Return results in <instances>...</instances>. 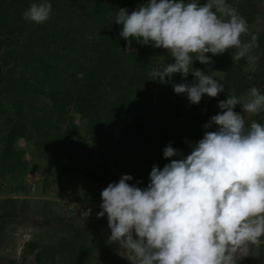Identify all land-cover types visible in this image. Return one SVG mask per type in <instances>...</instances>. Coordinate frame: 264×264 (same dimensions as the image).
I'll return each instance as SVG.
<instances>
[{
    "label": "trees",
    "instance_id": "obj_1",
    "mask_svg": "<svg viewBox=\"0 0 264 264\" xmlns=\"http://www.w3.org/2000/svg\"><path fill=\"white\" fill-rule=\"evenodd\" d=\"M33 2L39 0H0V226L11 221L8 213H18L19 220L37 225L55 219L69 228L70 221L77 220L86 207L70 211L65 203L44 198V189L36 191L33 187L57 182L56 175L50 173L63 176L62 183H57L60 188L65 182L70 193L82 191L90 173L76 177L65 170L67 181L62 170L56 171L81 165L71 155L77 154L75 150L82 154V160H98L95 169L109 167L104 189L122 175L132 176L128 183L144 188L150 182L153 165L162 169L181 158H164L163 149L169 143L186 157L192 150L190 145L202 139L205 131L216 129L214 124L210 129L203 125L213 115L222 114L218 101L232 94L249 95L252 87L264 94V28L242 36L245 41L252 34L258 36L259 48L254 53L259 59L251 62V70L244 68L249 63L247 56L232 61L234 49L219 55L206 53L213 61L208 65L193 60V68L214 75L225 91L215 98L204 95L199 104H190L186 94L174 93L172 83L185 79L179 73L173 74L169 83L150 79L152 69L174 62L168 50L133 39L134 51H130L119 35L122 25L115 23L118 10L127 8L131 13L147 0H49L51 16L42 24L22 18V12ZM226 2L247 19L250 27L264 0ZM193 79L189 73L187 82ZM241 106L237 104L234 111L243 114ZM253 120L264 124V112L246 118L249 125ZM28 191L34 197H29ZM13 193L23 195L5 196ZM62 194L77 201L102 203L101 198L88 195L70 196L64 190ZM45 204L50 205L46 210L49 216L35 220L34 215H41ZM57 208L62 211L56 212ZM69 229L67 236L63 234L55 243L36 245L40 237H31L17 254L12 251L4 256L5 263L24 264L30 255L33 264L57 260L61 264H130L126 256L119 259L106 245L95 249V258L90 249L94 244H82L76 228ZM253 247L264 249V244ZM254 254L260 261L264 259V254Z\"/></svg>",
    "mask_w": 264,
    "mask_h": 264
},
{
    "label": "clouds",
    "instance_id": "obj_2",
    "mask_svg": "<svg viewBox=\"0 0 264 264\" xmlns=\"http://www.w3.org/2000/svg\"><path fill=\"white\" fill-rule=\"evenodd\" d=\"M51 12L49 0H39L22 18L42 24ZM115 23L122 25L126 49L134 51L135 39L168 50L174 62L152 69L150 79L169 83L179 73L185 79L172 83L174 93L186 94L190 104L225 91L214 75L193 68V60L208 65L213 61L206 53L228 49H234L232 61L259 59L258 36L242 39L248 21L226 0H147L131 13L120 8ZM237 104L235 94L218 101L222 114L203 125L216 129L205 131L186 157L169 143L164 158H181L162 169L153 165L146 187L129 184L132 176L122 175L103 189L96 218L107 215L109 242L126 251L130 264H237L251 246L264 244V124L249 125L244 115L264 112V94L252 87L243 114L234 111ZM90 214L91 208L80 212L83 221Z\"/></svg>",
    "mask_w": 264,
    "mask_h": 264
},
{
    "label": "rangeland",
    "instance_id": "obj_3",
    "mask_svg": "<svg viewBox=\"0 0 264 264\" xmlns=\"http://www.w3.org/2000/svg\"><path fill=\"white\" fill-rule=\"evenodd\" d=\"M262 28H264V3L259 7L258 11L256 12L253 24L249 27V32H256L261 30ZM245 58V57H244ZM171 63V62H170ZM244 68L246 69H253L254 66L252 65L251 62H249L248 64L246 63ZM246 95V96H245ZM248 95L244 94L243 96L238 97L239 100H241L240 103H243L247 100ZM242 107V106H241ZM245 115V119L247 118V116L249 114H244ZM109 130L111 131H117L116 128H114V126H108ZM77 151V154L75 155V153L73 152L74 157L78 158L77 163L79 162L81 165L79 164H75L74 167H67V166H63L62 168H57L56 171H63V175L64 177H66L65 179L68 181L69 176L66 175L64 173V171L66 170L68 172L69 175L72 174V172H74V176H79L81 177L82 175H85L86 173H90V179H87V182H89L88 186H87V182H85V185L83 186L84 189L82 191H78V190H74V193H70L69 191V187L66 186V183L63 182V184L61 185V188L57 185V183H62L61 179H63V176H60L59 174H48L50 176H55L57 177V182H54L52 184H47V183H42L40 186H38L39 188H46L49 189L50 188V193L54 192L56 194V197L53 198V195H51L50 193H46V195H44L43 197L46 199H52L57 201V203H65L66 207H67V203L70 205L71 203H76V204H80L82 207L81 208H85V210L89 208H91V214L88 218H86L84 221L82 220L81 216H78L77 220H71L70 221V227L72 228H76L75 231H78L77 233L79 238L81 239V243L83 244L84 242L87 243H93L94 247L90 248L91 249V253L93 254V256L95 258H97V254L95 253V249L97 251V249L102 245H106L107 249L112 250V252H115L117 257L119 259H121V257H125L127 256V253L125 250L121 249L120 246L116 243V242H109V236H110V229L108 228V223H107V215L105 214V216L101 217V218H96V213L99 212L100 209V204L96 203L92 200H86V201H77L75 200L74 197H66L64 196L63 190L66 193H69L70 196H77V195H85V197L88 195V198H92L95 197V199H100L101 198V192L104 189V186L108 183L107 177L109 175V167L105 168L103 167V169L101 168H97L95 169V167L98 165L99 162L95 161L94 159H87V160H82L80 159L82 157V154L80 152ZM96 153V152H95ZM26 158L29 159V154L26 152L25 154ZM94 157L96 158V156L94 155ZM67 158H65L66 160ZM98 159V158H97ZM102 159L99 158V161H101ZM88 164V167H85V164ZM91 165V166H90ZM111 168V167H110ZM81 169V170H79ZM80 173V174H79ZM81 173H83L81 175ZM29 176V174H28ZM49 176V177H50ZM53 178V177H52ZM45 178H43L42 180H44ZM92 193V194H91ZM32 195V193H30V196ZM63 195V196H61ZM34 197V196H33ZM75 200V201H73ZM100 202V201H99ZM50 205L45 204V208H44V212L41 215H34V219L37 221H42L44 220L47 216H48V212L46 211L48 209ZM74 208V207H73ZM58 211H62V209H56V212ZM11 213H8V217L12 218L11 221H8V224L4 225V226H0V256H2V260L0 258V264L5 263L4 261V256H9L11 254L12 251H14V254H17L20 251V245H21V241L25 240L28 241L31 237L37 238L40 237L39 239L42 241L36 242V245H40L43 243H55L56 241L60 240L61 238H63V234H65L67 236L68 230H70L67 227H64V225L62 223H57L56 220H51L49 223L44 224V225H37L33 222L30 221H26L25 219L19 220L20 216H18V213H15V216ZM17 215V216H16ZM64 217H68V215H70V213H61V216ZM65 229H64V228ZM110 230V231H109ZM75 231H69V234H73L76 233ZM264 239V238H262ZM15 243V247L13 246ZM23 244V243H22ZM257 251H256V250ZM254 251L259 253L260 255L264 254V249L263 248H254L253 246L250 247V250L245 254V256H242L237 264H264V259H262L261 261L259 260V258H256V253L254 254ZM240 254L238 253V256ZM261 258V257H260ZM6 264V263H5ZM24 264H33L32 261V257L30 255H27L26 259H25V263ZM51 264V263H49ZM52 264H61V260H57Z\"/></svg>",
    "mask_w": 264,
    "mask_h": 264
},
{
    "label": "crops",
    "instance_id": "obj_4",
    "mask_svg": "<svg viewBox=\"0 0 264 264\" xmlns=\"http://www.w3.org/2000/svg\"><path fill=\"white\" fill-rule=\"evenodd\" d=\"M33 187H35V190H36V191H39V190H42V189H44V191H46V193H50V191H51L50 188H49V189H46V188H40V189H39V187H38L37 184H36L35 186H33ZM30 189H31V188L29 187L28 190L30 191ZM29 191H28V193L30 194L31 191H30V192H29ZM36 191H35V192H36ZM46 193H43V194H41V195L44 196V195H46ZM32 194H33V193H32ZM13 195H15V196H22L23 193H17V194H14V193H13L12 195L6 194L5 196H8V197H9V196H13ZM29 197H33V196H29ZM54 197H56V196H53V198H54ZM48 216H49V212H48ZM48 216H47V217H48ZM29 221L31 222V220H29ZM6 224H7V223H6ZM25 240H26V239H25ZM25 240H22V241H21V245H20V247H22V243H24ZM13 244H14L13 246L15 247V243H13Z\"/></svg>",
    "mask_w": 264,
    "mask_h": 264
},
{
    "label": "built area",
    "instance_id": "obj_5",
    "mask_svg": "<svg viewBox=\"0 0 264 264\" xmlns=\"http://www.w3.org/2000/svg\"><path fill=\"white\" fill-rule=\"evenodd\" d=\"M74 207V208H73ZM81 205L79 204H76V203H71L70 205L67 203V209H69L70 211H78V210H80L81 209Z\"/></svg>",
    "mask_w": 264,
    "mask_h": 264
}]
</instances>
